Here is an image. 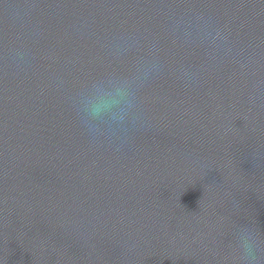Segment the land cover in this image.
Returning a JSON list of instances; mask_svg holds the SVG:
<instances>
[{"label":"clouds","instance_id":"clouds-1","mask_svg":"<svg viewBox=\"0 0 264 264\" xmlns=\"http://www.w3.org/2000/svg\"><path fill=\"white\" fill-rule=\"evenodd\" d=\"M101 110H102V109H101L100 107H97V108L95 109V111H96L97 113H99Z\"/></svg>","mask_w":264,"mask_h":264}]
</instances>
